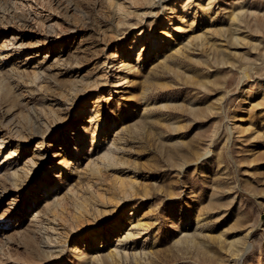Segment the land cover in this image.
<instances>
[{"label":"rangeland","instance_id":"obj_1","mask_svg":"<svg viewBox=\"0 0 264 264\" xmlns=\"http://www.w3.org/2000/svg\"><path fill=\"white\" fill-rule=\"evenodd\" d=\"M242 254L264 264V0H0V264Z\"/></svg>","mask_w":264,"mask_h":264},{"label":"bare ground","instance_id":"obj_2","mask_svg":"<svg viewBox=\"0 0 264 264\" xmlns=\"http://www.w3.org/2000/svg\"><path fill=\"white\" fill-rule=\"evenodd\" d=\"M180 30V29H179ZM168 33V32H167ZM12 44H13V46H15V42H12ZM244 76H248L249 77V73H248V71L247 70H245L244 71ZM240 121H243V119H237L236 121H235V123L233 124L234 125V129H239V128H241L242 127V124H238V122H240ZM233 133V132H232ZM109 149H111V148H109ZM112 151V150H111ZM39 156L41 155V154H38ZM34 163H35V161H34ZM133 221V220H132ZM143 220H141L140 218L139 219H137V221H135L134 223H133V226H132V228L134 229L135 228V230H133L132 229V231H130L129 230V232H128V237H131L133 234H141V233H145L144 231L148 228H146L145 227V225H144V222H142ZM91 229H90V231L88 232V236H90V241H89V243L91 244V243H93V242H95V240H97L98 239V234H99V231H98V229H95V228H92V227H90ZM101 238V240L100 241H98V242H96L95 244H93L94 245V251H96V252H98L99 253V251L101 250V248H102V243H104L105 241L106 242H109V240H112V238H110V237H108L107 239H106V237H104V235L102 236V237H100ZM129 239V238H128ZM49 241V240H48ZM53 241V240H52ZM52 241H50L49 243H51L52 244ZM100 243V245H98ZM53 245V244H52ZM111 249H110V252H112L113 254L114 253H117V255H118V253H120L119 251H121L120 250V247H121V245H118V244H115L114 245V247L112 248V244H111ZM124 247V246H123ZM250 245L247 247V250H249L250 249ZM50 248V247H49ZM51 249V248H50ZM93 252V251H92ZM127 252V251H126ZM98 253H96V254H98ZM95 254V255H96ZM243 254H245V252L243 253ZM242 254V256L238 259V262H239V264H241L242 263V261H243V257H244V255ZM93 255V254H92ZM98 255H100V254H98ZM97 255V256H98ZM116 255V254H115ZM125 255H127V253L125 254ZM82 258V257H81Z\"/></svg>","mask_w":264,"mask_h":264}]
</instances>
